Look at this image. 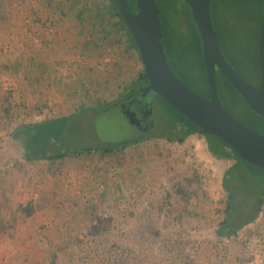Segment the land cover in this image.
<instances>
[{
  "label": "rangeland",
  "instance_id": "rangeland-1",
  "mask_svg": "<svg viewBox=\"0 0 264 264\" xmlns=\"http://www.w3.org/2000/svg\"><path fill=\"white\" fill-rule=\"evenodd\" d=\"M178 6L177 0L174 9L162 13L167 58L179 76L206 94L198 31L194 23L184 22ZM218 12L216 18L212 5L227 52L237 45L254 76L253 52L245 46L250 24L239 23L223 5ZM111 15L116 17L107 0H0V264H264V204L254 221L244 225L258 211L264 175L258 178L248 165L236 169L229 225L240 229L231 238L220 236L229 193L223 176L235 161L213 157L196 137L182 144L158 138L177 131L158 96L154 128L129 140L151 138L156 148L164 147L171 158L161 167L144 160L141 166L133 163L129 150L125 155L130 160L124 156L96 163L95 170L83 156L62 163L25 161L12 136L21 124L79 111L69 122L76 127L87 116L81 109L116 100L138 77L140 68L131 55L135 47L121 36L125 29L118 18L111 24L112 36L94 49L107 48L101 55L82 54L88 50L77 48L80 35L67 24L81 16L89 22L93 16ZM28 18L44 19L47 40L33 41L35 56L10 55L11 48L23 51L24 40L14 39V32ZM10 27L11 37L3 39ZM120 60L123 64H114ZM143 87L125 91L123 99L141 97ZM218 89L223 103L249 123L250 110L238 93L224 80ZM96 119L84 129L89 137L84 130L69 132L59 148L116 143L97 136Z\"/></svg>",
  "mask_w": 264,
  "mask_h": 264
},
{
  "label": "water",
  "instance_id": "water-1",
  "mask_svg": "<svg viewBox=\"0 0 264 264\" xmlns=\"http://www.w3.org/2000/svg\"><path fill=\"white\" fill-rule=\"evenodd\" d=\"M183 1L190 6L201 35L210 97L189 86L169 64L157 0H135V11L129 0H117L138 47L149 85L140 99L125 101L100 114L98 133L104 140L116 143L145 135L155 126L153 100L159 95L205 134L219 137L247 163L264 171V134L246 125L225 106L216 80V71L220 69L252 109L264 118V10L258 41L261 78L256 86L226 58L212 17V0ZM138 106L142 108L139 114L135 111Z\"/></svg>",
  "mask_w": 264,
  "mask_h": 264
},
{
  "label": "trees",
  "instance_id": "trees-1",
  "mask_svg": "<svg viewBox=\"0 0 264 264\" xmlns=\"http://www.w3.org/2000/svg\"><path fill=\"white\" fill-rule=\"evenodd\" d=\"M110 2V5L112 9L115 12L116 17L121 21L122 25L126 29L129 39L132 43V45L138 50V47L133 39V36L128 28L127 23L125 22L120 9L117 0H107ZM179 1V6L178 8L180 9V15L181 18L183 17L184 22H192L195 24L198 35H199V42H200V47H199V53L201 57V64L203 67V80L205 83V90L206 94H203L200 92L197 88L193 87L191 84H189L186 80H184L181 76V78L189 85L191 86L194 90L199 92L200 94L210 97V89H209V84L207 80V75H206V69H205V62L203 59V51H202V41H201V35L198 29V26L196 22L194 21L192 17V11L191 8L188 4H186L183 0H178ZM177 0H157V4L159 8L161 9V14H160V19H161V24H162V30L164 32V27H163V22H162V13H166L167 11H171L172 9L175 8ZM129 3L131 5V8L133 11L136 10V2L135 0H129ZM212 5L214 6V12L216 15V18H219V12H218V6L223 5L224 8L230 9L233 12L234 18L237 19L239 23H247L250 24L251 29L246 31L248 35V40L245 46H250L251 51L253 52L251 59L252 67L255 70V75L253 76L250 72L253 70H248L246 68V61L241 60L239 56V48L237 45H232L230 49L232 52H227L226 47V41H225V32H221V27L218 25V23L215 21V18L213 17V21L215 23V26L217 28L219 40L221 43L222 50L228 59V61L248 80H250L253 84L256 86H259L260 84V78H261V71H260V66H259V60H258V41H259V33H260V28H261V23H262V18H263V10H264V0H212L211 3V11H212ZM179 11V10H177ZM165 15V14H164ZM183 21V20H182ZM163 44L164 43V38L162 39ZM225 48V49H224ZM226 50V51H224ZM227 52V53H225ZM251 52V53H252ZM138 54H140L138 52ZM140 56V55H139ZM141 59V58H140ZM216 80H217V85L219 83V80H224L229 84V86L238 93V95L243 99L245 104L247 105L248 109L250 110L252 118L248 119L249 123L244 122L240 117H238L236 114H234L236 117H238L242 122H244L246 125L250 126L251 128L259 131L260 133L264 134V118L259 115L256 111L252 109V107L248 104V102L244 99V97L232 86V84L228 81L226 76L222 73L220 69H217L216 71ZM140 85H143L144 88H146L149 85L145 69L140 72L138 75L137 79L130 84V86L126 89V91L138 88ZM219 90V89H218ZM158 96L164 104L168 107L170 110V113L167 115L172 121V128L177 129V131H172L171 135H161L158 138H166L170 142H179L183 143L184 140L190 136L191 134L194 133H200L203 135L208 143L209 150L211 153L219 159H228V160H234L235 164L233 167L229 168L226 173H225V178H224V184L225 187L228 190V201L226 204V211L225 213V218L223 219L218 234L222 237H227L231 238L233 236H236L240 228H233L229 225L231 218L233 216V207H234V195L233 192L230 191L231 187V177L235 173L236 169L238 167H242L244 165L250 166L252 169H254L258 173V178L261 177L260 173L264 175V171L261 169L254 167L247 163L244 159H242L237 152L226 142L221 140L219 137L212 135V134H205L202 129L189 120L187 117L182 115L180 112H178L176 109H174L168 102H166L161 96ZM132 96L129 95L126 99L124 100H132ZM125 101L123 100H118L115 102H110L102 106L101 108H83L80 110L85 111L87 113V116H83V121H80V124L76 123V127L74 124H71L73 116H77V113H71L63 116H58L50 119H46L43 121L39 122H34V123H28V124H21L19 127H17L14 130V133L12 134L13 138L18 141L20 146L23 148V155L25 158V161L27 162H36V161H50V162H64L68 161V159H75L78 156H83L85 162L87 163V167L91 170H95L93 167L96 163H102L105 161H111L113 159H120L125 157L126 160H130V156L125 155L126 151L133 149V147L138 148L142 145H145L138 141L139 139L135 140H129V141H122L118 143H105V142H99L100 144L98 145H82L78 149L74 150H62L59 148V144H61L63 141H67V135L70 132H80L86 128L89 127L90 123L95 120V117L98 118V116L102 113L107 112L110 109H113L117 107L120 103H123ZM154 102V100H153ZM226 106V105H225ZM227 107V106H226ZM228 108V107H227ZM229 109V108H228ZM230 110V109H229ZM167 116V117H168ZM168 118V119H169ZM165 119V118H164ZM97 120V119H96ZM88 122V126L83 127L82 124L83 122ZM71 122V123H69ZM91 127H89L90 129ZM95 129V128H94ZM86 134L91 135L89 133L90 131H86ZM97 136L98 135V130H95ZM101 137V136H100ZM144 137V136H143ZM215 139L218 140L220 143L215 142ZM151 138H147L145 141L146 143L148 142L149 144ZM144 141V142H145ZM167 203H169V196L167 198ZM264 204V188L261 192V197L259 198L258 201V211H256V214L253 218H251L249 221L244 223V225L249 224L250 222L254 221V219L259 215L262 206ZM243 225V226H244ZM241 226V227H243Z\"/></svg>",
  "mask_w": 264,
  "mask_h": 264
},
{
  "label": "crops",
  "instance_id": "crops-1",
  "mask_svg": "<svg viewBox=\"0 0 264 264\" xmlns=\"http://www.w3.org/2000/svg\"><path fill=\"white\" fill-rule=\"evenodd\" d=\"M72 19L74 20V18H72ZM78 19L80 21L79 20H74V21L71 20L70 22L67 23L68 25H74V26H72V29L75 30L76 35H80V37L78 38L79 42H76V44L78 43V46H79L77 48L88 50L86 52H82V54L101 55L102 52H105L107 48H105L104 46H102V48H101V46H100L101 51H98V50L96 51L94 49L97 48L96 46L99 44V40H101V39L105 40V39H107V38L112 36L111 34H112V32H113L112 30H114V28L112 27L111 24H113L114 22L117 21V17H114V16L111 15V17H109V19H108L107 16H96V17L93 16V17L88 18L90 20L89 22L85 21L86 17H82L81 16V18L79 17ZM32 20L33 19L28 18L27 21L25 20L23 23L20 22L25 27H22V28L21 27H17L18 30L16 32H14V33L17 34V37H15L14 39L20 37L22 40H24V43L22 44L23 45V48H22L23 51L22 50L18 51V49L14 50L13 48H11V49H9L10 55H15V56H18V55H20V56H35L34 50L37 49V48L33 45V41L36 42V39L37 40L39 39L41 41L47 40V35L48 34H46L44 19L41 20V21H34V20L32 21ZM78 25H80V26H78ZM123 28H124V26H123ZM124 29H122V31H124ZM12 33H13V27H10L9 30L7 31V33H5L4 37H2V38L3 39H7L6 34H9V36L11 37ZM120 33H121V36L123 38H125L127 41L129 40L128 39L129 36H128V33H127L126 29H125V32H120ZM91 36H93V38ZM10 37H9V39L11 40ZM100 37H102V38H100ZM88 38H90V39L92 38V39L89 40ZM58 40L59 39L57 38L55 42L58 43L59 42ZM30 43H31L32 46H29ZM55 45H57V44H55ZM44 50L47 51V52L50 51V49H47L46 46H45ZM109 51H110V49H109ZM138 52L139 51H137V49L135 48V50L132 51L131 55H132L133 59L135 60V62L137 63V66H139V68H140L139 71L142 72V70L144 69V65L142 63V60L140 59L141 57L139 56L140 54H138ZM106 53H107V51L105 52V54ZM51 54L54 55L53 52H51ZM122 62L123 61L120 60V61H116L114 64L115 65L123 64ZM129 86L130 85L126 86V89ZM126 89H125V91H126ZM125 91H123V93L120 94L118 96V98L116 100L112 101V102L118 101V100H120V98H122L123 101H126V100L123 99V95L125 94L124 93ZM136 97H140V96L138 95ZM190 137H196L198 139V141H200V140L203 141L206 144V147H207L208 151L211 153V151L209 150V147H208L207 140H206V138L203 135H201L200 133L191 134L190 136H188L184 140V142ZM154 142H156V141H154L152 139L150 141L151 144H149L148 142L146 143V141H145V142H141V143H143L145 145H142V146H140L138 148L133 147V149L131 147V149H129L130 153H128V154H131V156L134 157V162L133 163L138 164L139 166H141L140 164L144 160L145 162L146 161L147 162H149V161L152 162L153 163L152 164L153 167H155V166H157V167L160 166L161 167L163 160H165V159L167 160V158H169V159L171 158V156H170L171 153L169 155V153L167 151H165L164 147H161V148L158 147L159 149L156 148V145H155ZM173 143H174V141H173ZM176 143L178 144L179 142H176ZM179 144H182V143H179ZM136 151L139 152L138 153L139 156H137ZM211 155L213 157H215L212 153H211ZM82 160H84V158ZM83 162H85V160ZM156 162H158L157 163L158 165L155 164ZM144 165H146V164H144ZM225 173H224L223 179L225 178Z\"/></svg>",
  "mask_w": 264,
  "mask_h": 264
},
{
  "label": "flooded vegetation",
  "instance_id": "flooded-vegetation-1",
  "mask_svg": "<svg viewBox=\"0 0 264 264\" xmlns=\"http://www.w3.org/2000/svg\"><path fill=\"white\" fill-rule=\"evenodd\" d=\"M137 98H139V99H140V97H137ZM153 105H154V102H153ZM141 109H142V108H140V106H138V107H137V110H135V111H136V113H137V112H139V111H142ZM137 114H139V113H137ZM141 114H142V113H141ZM153 114H154V112H153ZM140 116H141V115H140ZM137 118H138V117H137ZM153 128H154V127H153ZM153 128H152V129H153ZM152 129H151L149 132H151V131H152ZM149 132H147L145 135L149 134Z\"/></svg>",
  "mask_w": 264,
  "mask_h": 264
}]
</instances>
